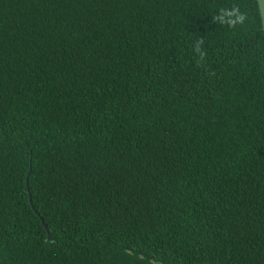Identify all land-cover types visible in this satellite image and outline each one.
<instances>
[{
    "label": "trees",
    "instance_id": "16d2710c",
    "mask_svg": "<svg viewBox=\"0 0 264 264\" xmlns=\"http://www.w3.org/2000/svg\"><path fill=\"white\" fill-rule=\"evenodd\" d=\"M0 264H264L255 0H0Z\"/></svg>",
    "mask_w": 264,
    "mask_h": 264
},
{
    "label": "clouds",
    "instance_id": "9594fccd",
    "mask_svg": "<svg viewBox=\"0 0 264 264\" xmlns=\"http://www.w3.org/2000/svg\"><path fill=\"white\" fill-rule=\"evenodd\" d=\"M228 15L230 16L229 19V25L234 27L237 24L243 25L245 20L248 19V16L246 13H241L239 8H233L231 10L230 13H228ZM231 17H235V19H231ZM202 42V41H201ZM197 53H200V49L197 48L196 49ZM206 56V53H202L200 54V59L197 61V63H199L200 61H202L204 59V57Z\"/></svg>",
    "mask_w": 264,
    "mask_h": 264
},
{
    "label": "water",
    "instance_id": "95a60500",
    "mask_svg": "<svg viewBox=\"0 0 264 264\" xmlns=\"http://www.w3.org/2000/svg\"><path fill=\"white\" fill-rule=\"evenodd\" d=\"M255 1L260 18V29L264 33V0H255ZM46 240H48V237L46 238Z\"/></svg>",
    "mask_w": 264,
    "mask_h": 264
}]
</instances>
